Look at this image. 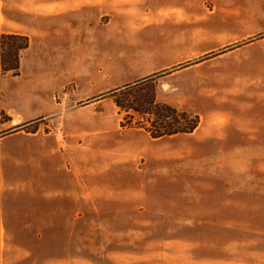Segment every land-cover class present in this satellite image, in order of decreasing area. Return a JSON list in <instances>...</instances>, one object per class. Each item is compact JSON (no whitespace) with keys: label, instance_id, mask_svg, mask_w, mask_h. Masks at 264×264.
<instances>
[{"label":"rangeland","instance_id":"374dc122","mask_svg":"<svg viewBox=\"0 0 264 264\" xmlns=\"http://www.w3.org/2000/svg\"><path fill=\"white\" fill-rule=\"evenodd\" d=\"M0 31V264H264V0H0ZM151 98L196 128L152 138L184 123Z\"/></svg>","mask_w":264,"mask_h":264},{"label":"trees","instance_id":"16d2710c","mask_svg":"<svg viewBox=\"0 0 264 264\" xmlns=\"http://www.w3.org/2000/svg\"><path fill=\"white\" fill-rule=\"evenodd\" d=\"M28 46L29 41L27 36L15 32L0 31V84L2 79L7 75L17 76L19 74L21 55L25 50L28 49ZM115 103L118 107H123L118 100ZM139 108L140 110L129 107L125 108L124 110L128 111L131 109L135 113L155 116L159 122H164L165 119L169 117L173 118V116L177 115L181 117L184 123L183 125L176 128H173L171 124H167L163 126V131L155 133L151 132L152 138L173 136L176 134H188L191 133L197 126V118H191V116L187 115L185 112L177 114L173 108L165 104H157L152 98L141 104V107ZM0 113H2L1 110ZM17 130L1 133L0 138L14 133Z\"/></svg>","mask_w":264,"mask_h":264},{"label":"crops","instance_id":"0c3cea01","mask_svg":"<svg viewBox=\"0 0 264 264\" xmlns=\"http://www.w3.org/2000/svg\"><path fill=\"white\" fill-rule=\"evenodd\" d=\"M17 88L20 89L21 86L18 85V87H16V89H17ZM1 91H2V83L0 84V92H1ZM1 108H2L4 111H6V110H5V107H2V106H1ZM9 117H10V119H11V120H10V121H11V124H18V123H19L18 121H17V122L14 121V119L11 118V115H9ZM25 119H26V118H25ZM17 134H18V133H17ZM13 135H15V134H13ZM11 136H12V134H10V135H6V136H4V137H1V138H0V141H6V140L9 139Z\"/></svg>","mask_w":264,"mask_h":264},{"label":"built area","instance_id":"2783aa9c","mask_svg":"<svg viewBox=\"0 0 264 264\" xmlns=\"http://www.w3.org/2000/svg\"><path fill=\"white\" fill-rule=\"evenodd\" d=\"M59 127H60V125H59ZM59 127L57 129H55V133L57 136L61 135V129Z\"/></svg>","mask_w":264,"mask_h":264},{"label":"water","instance_id":"95a60500","mask_svg":"<svg viewBox=\"0 0 264 264\" xmlns=\"http://www.w3.org/2000/svg\"><path fill=\"white\" fill-rule=\"evenodd\" d=\"M18 128H14V129H11V131L10 132H12V131H15V130H17Z\"/></svg>","mask_w":264,"mask_h":264}]
</instances>
